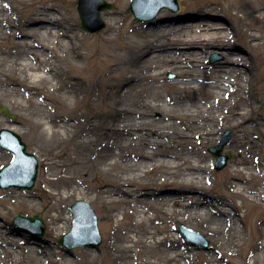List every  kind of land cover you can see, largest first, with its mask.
Here are the masks:
<instances>
[{"label":"rangeland","instance_id":"obj_1","mask_svg":"<svg viewBox=\"0 0 264 264\" xmlns=\"http://www.w3.org/2000/svg\"><path fill=\"white\" fill-rule=\"evenodd\" d=\"M104 1L112 5L111 9L101 12L105 27L101 31L88 33L81 26L76 10L77 0H26L25 2L7 0L13 10L8 20L12 21L14 28L4 29L3 33L0 34V53L3 54L0 55V80L4 85H6V80L7 83L20 82L21 87L0 85V105L7 107L10 113L17 116V120L12 122L0 112V129L7 128L19 134L28 145L29 150L38 157L40 169L33 190L0 189V240L4 241L6 237H11L17 241L18 244L15 248H12V255L9 257L11 259L21 258V260L32 254L29 250H25L24 243L35 242L40 246V248L34 250L35 254L42 256L43 258H41L45 261V264H56V259L61 256L69 258L72 261L71 264L77 262L86 264L88 260L81 259V250L96 253V263L98 264H183L181 258H170V248H166L164 245L152 247L149 242V245H137L133 248L134 253L130 254L128 258L125 257L122 248L123 242L118 236L124 235L128 230L126 223H131V220L127 218L130 214L128 213L126 217L122 215L118 217L123 226L121 229L116 230L114 227L116 222H106L110 218L100 201L98 192L100 191L99 188L103 186L106 188H109L107 185L119 187L122 179L132 178L134 183L131 184L133 187L130 189L137 192L136 197L142 201H148V198L153 197L156 193L170 190V192L182 191L185 195H188L187 202L195 200L207 202L208 219L201 218L198 213L188 211L179 204L175 206L176 211L171 220L172 222L167 224L170 229H173V238L179 239L181 237L179 239L180 248L198 253L189 260L190 264L207 263L209 255L214 254L215 251L223 255V252L233 250L232 243H239L236 241L237 234L234 232L222 233L215 229L216 226L221 225L226 216L234 225H238L242 221L244 229L242 236L246 238L244 240L252 235V227L255 223H264V202L260 203L256 198L253 202H247V199L242 198L241 200L233 197L230 192L231 183L236 182L235 177L241 178L244 181L241 183L249 191L257 192L264 189V22L255 21L252 18L247 19L241 10L244 3L242 0H181V3L178 2L177 12H173L168 8H161L150 22L137 21L133 17L129 10L131 0ZM42 7L48 8L54 21L58 23V35L63 37L62 39L58 38L60 39L58 42L54 43L46 36L41 39L42 32L40 31L42 30L39 32L35 30L38 28L39 21L31 20L29 17L32 10L42 9ZM113 15H117V27L121 26L119 35L125 43L128 42L126 39L135 32L142 33L151 30L150 28L154 25L157 26L175 19L178 21L185 19L187 22L188 19L192 20L195 17L209 16L221 18L230 24V31L236 42L233 45L245 64L236 63L239 66L233 67L235 72L228 75L232 83L230 88L234 92L225 95L221 101L220 113L223 116H209L210 122L205 124L206 130L204 132L207 138L205 141L202 137L201 125L199 123H189V126L184 125V129L199 137L200 142L198 144L192 143L194 139L179 143L174 141L175 144L165 143L155 150L158 155L161 150H165L167 153L180 156L182 159L189 158V155H187L189 152L204 156L206 161L201 166H206L207 173L204 172V174L207 176L208 185L204 181L203 187L196 185L187 188L182 182L170 183L171 177L165 170H154L144 175L139 171L138 165L127 171L126 168L128 165H132L133 162L124 163L120 159L121 156L126 155L129 156L128 158L133 159L136 155H145L152 152L145 149L141 142H133L130 146L125 143L122 152L120 154L116 152L119 157L114 156L112 159L96 161L88 158V156L83 157L76 148L79 142L95 140V136H92L90 132L81 127H76L68 131L66 136L68 142L62 143L61 141L59 143L48 138V129L36 126V123L48 119V113L53 115L57 113L53 103L48 102V83L39 84L37 86L38 95H36V90L29 86L30 82L28 77L25 76L26 73L24 74L23 67L19 66L20 63L29 62L31 63L29 65L33 67L40 66L41 70L46 69L43 65L48 66V63H44L40 55L42 53L48 58L50 55L47 52L39 51V48H37L39 44L48 45V43H51L53 56L57 58L60 62L58 65L61 66L57 77L59 83L66 82L69 77L73 76L83 78L93 85L99 84L93 90L89 88L98 99H102V94L111 99L117 96L126 86L132 87L130 94L134 96L140 91L162 88L164 85L185 77L180 76L178 78V70L173 66H166L159 81L154 82L149 78L150 72L144 71L143 68L137 69L135 65L130 64L131 72L129 74L131 78L129 80V78L126 79V77L115 73H107L106 66L98 60V53L97 55L86 56L87 53L95 52L99 48L96 47V44L103 35L106 36V30ZM124 18L126 19L123 20ZM0 26L4 28L1 23ZM11 29L12 32L9 33L8 31ZM62 33L66 36H63ZM29 47L36 49L30 50ZM64 48L67 49V52H63ZM221 50L224 49L219 48L217 45L209 47L203 51L201 60L209 67L216 65L224 60ZM33 51L36 53L30 56L29 54ZM75 52H79L83 57L75 58ZM13 54L15 55L14 59L7 57L8 55L13 56ZM13 65L15 70L12 69ZM99 65L102 67L100 70L96 69L93 71L94 73L90 72L92 66L98 68ZM183 65L189 68L192 64L188 62ZM192 72L201 74L198 70ZM203 72L205 80L201 82V85L205 86V90L198 91L193 96L196 100L209 101L210 97L213 96L212 79L215 73L212 69H206ZM44 74L47 76L48 81V73ZM104 75H107V83L110 85V89L106 88L102 82ZM22 77L24 78L22 79ZM135 78H139V82L135 83ZM141 96L139 99L143 101L146 96ZM45 97L46 99H44ZM179 97L181 98L180 103L170 107L179 109L178 106L185 103L183 98H191L192 95L186 93L185 95H179ZM168 98H173V96ZM40 103L43 105L41 106ZM131 103L132 97L127 104L130 105ZM197 104L201 105L200 102H197ZM100 108L102 109V107ZM237 110L245 113L240 122L230 118L232 113ZM165 112H154L151 115L154 119H159L162 113ZM73 113L76 120L82 123L81 121L86 115L84 107L76 106ZM209 118L207 119L209 120ZM164 125L165 122L159 124V126ZM163 130L168 129L163 128ZM227 131H230L231 139L224 147L222 154L232 152L235 157L228 162L224 169L217 171L214 169L215 158L208 152V149L211 146H216L221 136ZM11 160L12 155L0 148V168ZM113 162H118L120 169L114 168V170L108 171V165ZM191 165L192 163H189L188 167H191ZM55 166H58L61 170L57 172V170H54ZM79 166H81V169ZM121 168H124V170H121ZM236 168H246L247 171H243V173L236 176L234 174ZM89 170L95 172L87 179V187L78 186L77 183L75 185L74 182L83 180V175L89 174ZM185 173V175L191 177H198L195 172L187 171ZM253 174L258 181L255 180V177V179H250ZM48 179H51L52 186L48 185ZM162 179L170 184L161 185ZM246 182L248 183L246 184ZM145 183L148 184L145 185ZM73 186H77L84 194L70 199L64 205L61 204L60 201L65 195V191ZM76 201L87 202L97 216L98 229L102 240L101 245L97 248L86 245L67 251L64 246L58 243L60 236L69 232L72 227L70 206ZM133 207V204H128L124 205L123 209L130 211ZM234 212H236V215ZM220 213L222 214L220 215ZM17 214L22 216L39 214L46 222V233L42 238H39L24 226H14L12 221ZM158 220L166 221L167 219ZM178 223L200 233L208 242V249L201 250L198 246L187 243L178 233ZM59 229L60 231H58ZM135 231H141V229H135ZM223 256L225 257V255ZM214 257L217 256L214 254ZM225 258L228 260V264H242L240 259ZM260 262L259 258L258 264ZM245 264H252L251 260L248 259Z\"/></svg>","mask_w":264,"mask_h":264},{"label":"bare ground","instance_id":"obj_2","mask_svg":"<svg viewBox=\"0 0 264 264\" xmlns=\"http://www.w3.org/2000/svg\"><path fill=\"white\" fill-rule=\"evenodd\" d=\"M17 1L25 2L26 0ZM242 1L244 3L241 6V10L247 19L252 18L255 21L264 22V0ZM178 2L181 3V0H178ZM12 13L13 10L10 8L7 0H0V23L4 26V28L0 26V34L3 33L4 29L14 28L12 21L8 20ZM116 16L113 15L111 18V22L106 30V36L103 35L96 44V47L98 46L99 48L95 52L91 51L87 53L86 56L97 55L98 53V60L106 66L107 73H115L126 77V79L129 78V80L131 78L129 74L131 72V65H135L137 69L143 68L144 71L150 72L149 78L154 82L159 81L164 74L166 66L176 68L178 70V78L180 76L185 77L171 84L164 85L162 88L146 89L144 92L140 91L134 96L130 94L132 87L126 86L117 96L111 99L106 98L103 94L102 99H98L89 88L93 90L99 84L93 85L86 82L83 78L73 76L69 77L68 81L59 83L57 77L61 66L58 65L60 62H58L57 58L53 56L51 43H48V45L39 44L37 45L39 51L47 52L50 55L49 58L42 55V53L40 55L42 56V61L48 63V66L43 65L46 69L41 70L40 66L33 67L29 65L31 64L29 62L20 63L19 66L23 67L24 74L26 73L25 76L28 77L30 82L29 86L36 90V95H38L37 86L48 83V102L53 103L57 109V113L54 115L48 113V119L36 123V126L48 129V138L59 143L61 141L62 143L68 142L69 140L66 137L68 131L76 127H81L85 131L90 132L92 136H95V140L79 142L76 148L83 157L88 156V158L96 161L112 159L114 156L119 157L116 152L120 154L125 143H127V146H130L133 142H141L145 149L152 152L145 155H136L133 159L128 158L129 156L126 155L121 156L122 162H133L132 165H128L127 171L138 165L139 171L144 175L154 170H165L169 177H171L170 183L182 182L187 188L196 185L203 187L204 181L208 185L207 176L204 174V172L207 173L206 166H201L206 161L204 160V156L189 152L187 154L189 158L182 159L180 156L167 153L165 150H161L158 155L155 153V150L158 146H162L165 143L175 144L184 140L192 141L194 139L192 143L198 144L200 142L199 137L184 129V125L189 126V123H199L201 125L200 129L205 141L207 139L204 132L206 130L205 124L210 122L209 116H223L220 113L221 101L225 95L227 96L234 92L230 88L232 87V83L228 75L235 72L233 67L239 66L237 64H245L243 58L237 54L238 50L233 45L236 42L230 31V24L221 18L209 16L195 17L192 20L188 19L189 21L187 22L185 19H180L179 21L175 19L157 26L154 25L150 28L151 30L142 33L135 32L126 39L128 42L125 43L120 38L119 29L121 26L117 27ZM29 17L31 20L39 21L38 28L35 30L37 32L42 30L40 31L42 32L41 39L46 36L55 43L63 38L58 35V23L54 21L52 13H50L48 8L34 9ZM8 32L11 33L12 29ZM62 35L66 36L63 33ZM215 45L224 49L221 50L224 60L209 67L201 60L202 53H204V50ZM29 48H31L30 50L36 49L34 47ZM63 52H67V49L64 48ZM35 53L33 51L29 55L31 56ZM0 55L3 54L0 53ZM14 56L13 54V56L8 55L7 57L14 59ZM74 57L81 58L83 55L75 52ZM188 62L192 64L189 68L183 65ZM101 68L100 65L98 68L92 66L90 72L94 73L93 71L96 69L100 70ZM12 69L15 70L14 65ZM206 69H212L215 73L212 79L213 96L210 97L209 101L196 100L193 94L205 90V86H202L201 82L205 80L203 71ZM195 70H198L201 74L193 73L192 71ZM46 72L48 73V81L47 76L44 74ZM139 80V78H135L134 82H139ZM102 82L106 88H111L107 83V75H104ZM207 82L209 81L207 80ZM5 84L0 80V85L21 87L20 82L7 83L6 80ZM105 87L104 89H106ZM186 93L191 94L192 97H184L185 103L180 104L178 106L179 109L170 107L180 103L181 98L179 95H185ZM141 95L146 96L143 101L139 99ZM172 96L173 98H168ZM131 97L132 103L129 105L127 102L131 100ZM30 100L32 101L33 99ZM197 102H200L201 105L199 106ZM40 105L42 106L43 104L40 103ZM78 105L84 107L86 112L85 118L81 121L82 123L76 120L73 113ZM160 111H166L167 113H162L161 118L154 119L151 114ZM244 115L243 111L237 110L232 113L230 118L240 122ZM161 122H165V125L159 126ZM162 127L168 130L165 131ZM174 141L176 142L174 143ZM189 163H192L191 167H188ZM108 166V171H112L114 168L120 169L118 162H113ZM79 168L81 169V166ZM54 170L58 172L61 169L55 166ZM121 170H124V168H121ZM187 171L197 173L199 178L185 175ZM243 171H247V169L236 168L234 169V174L237 176L243 173ZM94 172V170H89V174L83 175V180H78L74 184L76 185L77 183L78 186L87 187V179ZM254 177L253 174L250 176V179L256 178L255 180L258 181L257 177ZM235 180L236 182L230 185V192L233 197L241 200L242 198L247 199V202L255 201L254 198L260 203L264 202V189L257 192L249 191L241 183L244 182L241 178L235 177ZM121 181L122 183L119 187L107 185L109 188L105 186L99 188L98 195L110 218L106 222H116L114 226L116 230L121 229L123 226L118 217L121 215L126 217L128 213L130 214L127 218L131 220V223H126L128 230L124 235L118 236L123 242L122 248L125 257L128 258L130 254L134 253L133 248L137 245H149V242L152 247L164 245L166 248H170L171 259L181 258L183 264H190L189 260L198 253H195L193 250L180 248L179 239L181 237L179 239L173 238V229H170V226L167 224L172 222L171 220L176 211L175 206L179 204L188 211L198 213L201 218L208 219L207 202L199 200L187 202L188 195H185L182 191L170 192V190L168 192L156 193L153 197H149L148 201H142L136 197L137 192L130 189L133 187L131 184L134 183L132 178H124ZM161 181H163L161 185L164 186L169 183H166L165 179ZM147 184L145 183V185ZM48 185H53L51 179H48ZM82 194L84 193L77 186L70 187L65 191V195L60 203L64 205L70 199ZM128 204L134 205L130 211L123 209V206ZM234 214L236 215V212ZM162 218H166L167 220H158ZM135 229H141V231H135ZM215 229L222 233L234 232L237 234L236 241L239 243H232L231 247L233 250L223 252L225 257L235 260L240 259L242 264H245L248 259L251 260L252 264H258L260 258L261 262L259 264H264V223H255L252 227V235L247 240H244L246 238L242 236L244 232L242 221L238 225H234L229 217L226 216L221 225L216 226ZM17 244L18 242L11 237H6L4 241L0 240V264H45V261L42 259L43 257L35 254L34 250L40 248V246L33 241L24 243L26 246L25 250H29L32 253L29 257H22L24 258L23 260L21 258L11 259L9 256L12 255V248H15ZM80 254L81 259L88 260L86 264H98L96 263V253L89 250H81ZM214 254L217 257H214ZM214 254L209 255V260L203 264H228V260L223 255H220L218 251H215ZM55 263L71 264L72 261L65 256H61L56 259ZM75 264L80 263L77 262Z\"/></svg>","mask_w":264,"mask_h":264},{"label":"water","instance_id":"obj_3","mask_svg":"<svg viewBox=\"0 0 264 264\" xmlns=\"http://www.w3.org/2000/svg\"><path fill=\"white\" fill-rule=\"evenodd\" d=\"M164 7L176 12L178 10L177 0H132L129 9L137 20L151 21ZM111 8L112 5L104 0H78L77 11L83 29L88 33L102 30L105 24L101 18V11ZM0 110L11 120L16 119V116L9 114L4 106H0ZM230 137V131L225 132L219 144L208 149L216 158L215 168L217 170L224 168L228 160L234 157L230 152L226 155L221 154ZM0 146L13 155L12 161L0 169V188L15 187L20 190H32L38 177L39 164L36 156L26 151L27 147L19 135L7 129L0 130ZM71 211L73 213L72 229L61 236L59 243L67 250L84 245L97 248L101 244V237L97 218L92 208L86 202L77 201L71 206ZM13 224L27 226L38 237L46 232V224L39 215L32 217L17 215ZM178 228L188 242L198 245L201 249H208V242L199 233L182 224H179Z\"/></svg>","mask_w":264,"mask_h":264}]
</instances>
